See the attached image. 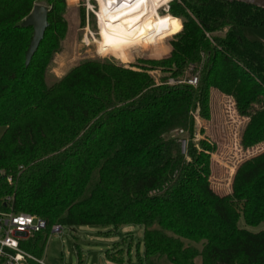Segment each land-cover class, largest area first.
<instances>
[{
  "label": "trees",
  "instance_id": "16d2710c",
  "mask_svg": "<svg viewBox=\"0 0 264 264\" xmlns=\"http://www.w3.org/2000/svg\"><path fill=\"white\" fill-rule=\"evenodd\" d=\"M38 1L0 0V211L47 221L22 248L40 256L52 225H142L145 264H264V229L243 227L264 221V7L180 0L183 27L167 15L178 27L159 38L183 29L165 59H88L51 81L66 1L45 0L48 27L28 58L33 28L22 23ZM201 62L196 87L169 84ZM212 87L248 119L242 148L263 150L237 165L227 195L211 187V145L195 121L209 119ZM176 130L189 137L183 152Z\"/></svg>",
  "mask_w": 264,
  "mask_h": 264
},
{
  "label": "rangeland",
  "instance_id": "374dc122",
  "mask_svg": "<svg viewBox=\"0 0 264 264\" xmlns=\"http://www.w3.org/2000/svg\"><path fill=\"white\" fill-rule=\"evenodd\" d=\"M65 1L62 17L66 21L67 29L59 43V49L51 59L47 75V79L51 81L62 78L88 59H108L127 66L165 59L173 49L171 42L175 41L178 33L183 30L184 18L173 12V7L180 0H167L136 25L140 33L144 31L149 33L145 32L126 44L102 46L98 45L101 36L97 14L101 8L97 0ZM40 4L47 5L45 0H39L37 5ZM167 15L172 19L180 20L182 27L179 32L159 39L168 36L178 27V22H172L166 18ZM223 34L224 31H220L212 32L207 36L212 42L213 36ZM202 67L203 62L190 64L178 80H186L197 75L200 80ZM151 74L158 81L164 77L156 70ZM174 81V78H168L169 84H173ZM211 90L212 108L209 119L196 116L195 121H197V129L203 128L204 135L211 145V187L215 193L227 195L231 193L232 178L237 165L251 156L260 154L263 150L261 145L245 150L242 148L241 139L248 119L239 116L232 96H226L213 87ZM4 130V127H0V137ZM172 134L180 138L182 152L185 151L189 140L187 133L176 130ZM196 136L197 139L201 137L199 134ZM240 226H243L242 221ZM243 227L252 232H260L264 229V221L258 226ZM143 236L142 225H124L119 228L96 225H79L74 228L63 226L60 233L51 231L48 233L44 250L36 257L41 259L43 264H145ZM119 250L122 252L121 260L108 257L109 253ZM161 261L162 264H168L164 260ZM201 263L202 260L197 258L196 264Z\"/></svg>",
  "mask_w": 264,
  "mask_h": 264
},
{
  "label": "built area",
  "instance_id": "2783aa9c",
  "mask_svg": "<svg viewBox=\"0 0 264 264\" xmlns=\"http://www.w3.org/2000/svg\"><path fill=\"white\" fill-rule=\"evenodd\" d=\"M198 75L186 80L174 81L173 84H188L197 86ZM182 132V131H181ZM11 182V178H7ZM8 202H11L7 198ZM47 228V221L25 212L0 211V264H43L42 260L33 253L22 248L25 242L36 233H40ZM63 226L52 225L51 232H62Z\"/></svg>",
  "mask_w": 264,
  "mask_h": 264
},
{
  "label": "bare ground",
  "instance_id": "6f19581e",
  "mask_svg": "<svg viewBox=\"0 0 264 264\" xmlns=\"http://www.w3.org/2000/svg\"><path fill=\"white\" fill-rule=\"evenodd\" d=\"M165 1L167 0H97L101 8L97 14L101 36L98 45L126 44L143 35L146 31L140 33L136 25Z\"/></svg>",
  "mask_w": 264,
  "mask_h": 264
},
{
  "label": "water",
  "instance_id": "95a60500",
  "mask_svg": "<svg viewBox=\"0 0 264 264\" xmlns=\"http://www.w3.org/2000/svg\"><path fill=\"white\" fill-rule=\"evenodd\" d=\"M244 1L253 6L264 7V0H239ZM49 11L48 6L44 4L36 5L32 12L25 18L22 23L23 26H31L33 28V37L28 47L27 57L30 58L38 49L43 36L44 31L48 27L47 13Z\"/></svg>",
  "mask_w": 264,
  "mask_h": 264
}]
</instances>
